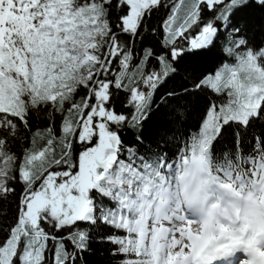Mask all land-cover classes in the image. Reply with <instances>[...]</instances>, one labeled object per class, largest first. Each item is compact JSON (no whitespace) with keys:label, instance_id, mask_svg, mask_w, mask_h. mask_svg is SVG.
Listing matches in <instances>:
<instances>
[{"label":"snow or ice","instance_id":"1","mask_svg":"<svg viewBox=\"0 0 264 264\" xmlns=\"http://www.w3.org/2000/svg\"><path fill=\"white\" fill-rule=\"evenodd\" d=\"M95 254L264 264V0H0V264Z\"/></svg>","mask_w":264,"mask_h":264},{"label":"trees","instance_id":"2","mask_svg":"<svg viewBox=\"0 0 264 264\" xmlns=\"http://www.w3.org/2000/svg\"><path fill=\"white\" fill-rule=\"evenodd\" d=\"M259 38V37H258ZM101 254L90 255L88 257L90 264H99Z\"/></svg>","mask_w":264,"mask_h":264}]
</instances>
